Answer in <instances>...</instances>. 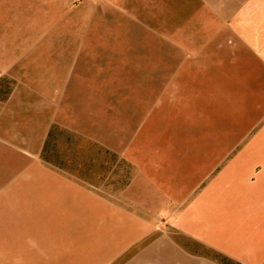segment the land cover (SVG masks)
<instances>
[{
	"label": "rangeland",
	"instance_id": "obj_1",
	"mask_svg": "<svg viewBox=\"0 0 264 264\" xmlns=\"http://www.w3.org/2000/svg\"><path fill=\"white\" fill-rule=\"evenodd\" d=\"M31 6L34 30L24 39L40 44L34 73L55 87L39 166L41 190L53 191L41 193L49 203L39 211L0 208V264H122L127 254L113 261L111 241L101 248V201L109 203L104 210L112 201L132 211L140 200L150 203L142 173L150 155L186 148L175 143L200 136L203 111L237 105L233 90L224 91L231 67L222 63L230 57L227 42L241 38L224 31L260 26L256 2L32 0Z\"/></svg>",
	"mask_w": 264,
	"mask_h": 264
},
{
	"label": "crops",
	"instance_id": "obj_2",
	"mask_svg": "<svg viewBox=\"0 0 264 264\" xmlns=\"http://www.w3.org/2000/svg\"><path fill=\"white\" fill-rule=\"evenodd\" d=\"M255 2L260 26L224 31L241 38L227 42L230 57L222 63L231 67L223 90H233L237 105L203 111L200 136L175 143L186 148L150 155L142 170L150 203L140 200L132 211L112 201L104 210L101 201V248L105 240L114 244L113 261L126 253L122 264H264V0ZM31 4L0 0V208L17 213L39 211L49 203L41 193L53 191L41 190L39 166L55 87L34 73L39 41L24 39L37 15Z\"/></svg>",
	"mask_w": 264,
	"mask_h": 264
}]
</instances>
